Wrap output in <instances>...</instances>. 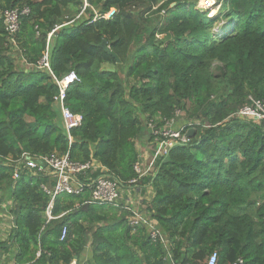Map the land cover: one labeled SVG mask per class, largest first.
<instances>
[{
	"label": "trees",
	"instance_id": "1",
	"mask_svg": "<svg viewBox=\"0 0 264 264\" xmlns=\"http://www.w3.org/2000/svg\"><path fill=\"white\" fill-rule=\"evenodd\" d=\"M195 4L0 0V212L12 222L3 246L15 247V264H71L86 247L84 264H207L212 256L214 264H264V120L237 116L249 97L264 101V0H217L215 16ZM22 7L29 13L10 36L2 13ZM46 52L54 76L79 78L65 100L82 117L71 141L56 86L34 67ZM177 113L187 123L174 127L194 133L133 184L151 188L144 213L166 244L152 240L148 225H132L127 207H84L100 175L130 186L137 143L154 146V132ZM24 153H68L92 165L79 176L81 192L55 197L51 214L61 217H45L50 196L41 186L53 178L13 179Z\"/></svg>",
	"mask_w": 264,
	"mask_h": 264
},
{
	"label": "built area",
	"instance_id": "2",
	"mask_svg": "<svg viewBox=\"0 0 264 264\" xmlns=\"http://www.w3.org/2000/svg\"><path fill=\"white\" fill-rule=\"evenodd\" d=\"M217 0H204L202 7L204 9H209L210 7L216 6ZM29 10L27 7L22 8H12L6 9L2 13L3 25L5 31L10 35L18 31L19 17L21 15H27ZM51 34V33H50ZM49 34V35H50ZM12 43L14 41L12 40ZM36 69L45 71L52 79L53 84L56 86V94L53 96V101L57 105L62 126L64 127L67 138L71 141V130L80 126L82 117L79 114L73 113L65 105L67 90L70 86L79 82L77 74L73 71L65 74L64 76L57 78L52 73L47 52L44 53L42 58L38 60L34 66ZM248 104L241 107L237 111V116L244 118H253L254 120H264V101L248 98ZM175 118L178 117L179 113L175 114ZM175 118H171L165 121V124L161 130L155 131V139L153 144H155L157 151L154 154V158L163 156L166 154L167 150L173 145L180 143H185L188 141L186 136L187 132L181 134L179 130L174 127L176 123ZM150 128H154L152 124H149ZM189 131V130H188ZM35 158V159H34ZM10 161V158H8ZM41 163V164H40ZM15 170L13 173V179L16 180L20 177L23 172H28L30 176L37 175L38 173H44L45 175L50 176L54 179L52 187L47 188L41 186L42 191L50 196V200L47 204L45 210L46 221L54 220L62 216V214L53 216L51 214V209L53 207L54 199L57 195L60 194H78L85 187L84 183L80 182L79 176L84 174L85 171L90 169L92 165L90 163H78L72 161L68 153H53L49 156H28L27 154H22L18 160H15ZM134 170L137 173V178H134L129 181V184L132 185L136 183L142 173L139 170V164L134 165ZM90 190L89 197L86 204H95V205H108L114 207H121L120 205V196H121V187L113 178H110L106 175H100L95 178L89 185ZM133 216L131 218V224L136 225L141 222L143 225H148L149 235L152 240H159L165 244L166 240L163 238L162 234L153 226V223L147 218H144L141 214L136 211L131 210ZM67 227L63 226L60 231L59 240L63 241L67 236ZM215 256L210 257L207 264H214Z\"/></svg>",
	"mask_w": 264,
	"mask_h": 264
},
{
	"label": "crops",
	"instance_id": "3",
	"mask_svg": "<svg viewBox=\"0 0 264 264\" xmlns=\"http://www.w3.org/2000/svg\"><path fill=\"white\" fill-rule=\"evenodd\" d=\"M146 146H148V144H146ZM146 146H143L141 148L143 152L142 154L138 153L139 160L137 163L139 164L140 167L142 166L143 168L141 170L142 173L140 174L141 177H145L146 175H149L147 174V171H150L148 163L146 164L147 158L151 157L152 159H154L153 151L151 153L149 151H146L145 150ZM121 191L122 192L120 196V205H122L123 207H127L129 210L136 211L142 215V212L143 213L145 212V207H146L145 203L149 202L150 199L152 198L151 188L149 186L147 187L145 186L142 189H140V188H136V186L133 185V186H128L127 188H122ZM11 230H12V222L10 221L9 214L5 209L3 213L0 212V244L2 242V245L0 246V264H15V254H16L15 247L12 244H8L6 247L3 246V244L7 242ZM87 257H88V249L86 247L80 259L78 260L76 259V264H84Z\"/></svg>",
	"mask_w": 264,
	"mask_h": 264
},
{
	"label": "rangeland",
	"instance_id": "4",
	"mask_svg": "<svg viewBox=\"0 0 264 264\" xmlns=\"http://www.w3.org/2000/svg\"><path fill=\"white\" fill-rule=\"evenodd\" d=\"M203 1L204 0H196V4H195V8L196 9H198L199 11H204L205 9L202 7V3H203ZM208 12H209V15H211V16H215L216 15V13H217V6H214V7H210L209 9L207 8L206 9ZM66 11L67 12H70V13H74L75 12V7H73V6H69L67 9H66ZM113 12V11H112ZM224 23V20L223 21H219V22H217L216 24H214L213 25V27H212V30H218V28L219 27H221V25ZM19 53H17L16 52V50H13V54H12V56H11V58L14 60V62L15 63H17V64H19V65H21L22 64V60L21 59H19V55H18ZM24 64V63H23ZM217 71V70H216ZM187 123V121H186V119H185V116H184V114L183 113H179V115H178V117L176 118V124H175V127L177 126V127H183L184 126V124H186ZM153 125V124H152ZM154 126V125H153ZM143 145V144H142ZM142 145H140V143L138 142L137 143V152L139 153V154H142L143 152H142ZM149 148V149H148ZM145 150L146 151H149L150 153L153 151V152H155L156 153V151H157V148H156V146H155V144H154V146L152 145L151 146V144H150V146L148 145V146H146L145 147ZM148 163V166H149V168H150V171H147V174H149L150 176L151 175H153L154 173H155V169H154V164H155V158L154 159H152L151 157H149V158H147V162H146V164ZM143 168H142V166L140 167L139 166V170H142ZM142 216L144 217V218H148V214L147 213H143L142 212ZM165 244H166V242H165Z\"/></svg>",
	"mask_w": 264,
	"mask_h": 264
},
{
	"label": "water",
	"instance_id": "5",
	"mask_svg": "<svg viewBox=\"0 0 264 264\" xmlns=\"http://www.w3.org/2000/svg\"><path fill=\"white\" fill-rule=\"evenodd\" d=\"M100 47L103 48V49H107L106 46H105V42H102V44L100 45ZM63 128H64V127H63ZM193 133H194V130H193V129H190V130L187 132V134H186L187 138H189ZM40 164H41V163H40ZM86 206H87V205L85 204L84 207H86ZM71 264H76V257L73 258Z\"/></svg>",
	"mask_w": 264,
	"mask_h": 264
},
{
	"label": "clouds",
	"instance_id": "6",
	"mask_svg": "<svg viewBox=\"0 0 264 264\" xmlns=\"http://www.w3.org/2000/svg\"><path fill=\"white\" fill-rule=\"evenodd\" d=\"M154 154H155V152H154ZM156 160V159H155ZM133 185V184H132ZM132 185H130V186H132ZM86 205H88V204H86Z\"/></svg>",
	"mask_w": 264,
	"mask_h": 264
}]
</instances>
